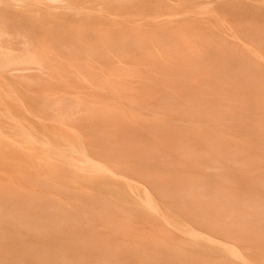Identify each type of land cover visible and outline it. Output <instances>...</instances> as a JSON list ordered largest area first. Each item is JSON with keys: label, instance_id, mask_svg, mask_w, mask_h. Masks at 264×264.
Here are the masks:
<instances>
[{"label": "rangeland", "instance_id": "1", "mask_svg": "<svg viewBox=\"0 0 264 264\" xmlns=\"http://www.w3.org/2000/svg\"><path fill=\"white\" fill-rule=\"evenodd\" d=\"M75 1L90 19L63 24L95 26L105 15L141 30L121 48L110 34L75 37L80 48L58 51L53 77L44 74L52 80L28 91L0 73V196L12 202L0 197V217L14 230L0 241V264H264V0ZM77 107L80 117L105 114L104 141L83 147L121 175L70 164L62 142L54 153L13 142L25 141L23 128L41 138L40 122L74 133L50 114Z\"/></svg>", "mask_w": 264, "mask_h": 264}, {"label": "bare ground", "instance_id": "2", "mask_svg": "<svg viewBox=\"0 0 264 264\" xmlns=\"http://www.w3.org/2000/svg\"><path fill=\"white\" fill-rule=\"evenodd\" d=\"M20 1L21 0H3V4L0 6V73L3 72V74L8 76V77L14 76V77L22 79L23 81L25 80V83L22 81L24 84L23 85L24 87H27L25 85L26 84L28 85L29 83H31V85H32V82L35 83L34 86H37L38 84L36 85V83H40L42 81L47 82L48 80H50L53 77L54 72L56 71V69L53 67L54 66L53 64L55 63V65H56V63H58L61 59L60 56H58L57 52L61 51L62 48H67V49H71V48L74 49L75 47H76V49L80 48L78 45H76L77 40L75 37L83 38L84 37L83 35H89V34H93V35L103 37L104 34H110L111 36H115L114 42L112 41V46H114V44H115V46L117 48H119V47L121 48V45L125 44V34L127 32H129L131 30H138V31L141 30L140 27L136 28V26H133V24H127L126 19H125V21H122V20H114L113 21L112 19H108L107 17H105V15H104L105 13L103 15H104V18L106 19V23H104L105 22L104 21V22H101L99 24H96L95 26H89L90 23L89 24L86 23V25H82V24L77 25V24H73L70 22H66L65 24H63L62 22L66 21L67 17H73V18L77 17L78 18L80 16L79 18H81V19L82 18H89L90 19V17L88 16L90 11H88V9H86L83 6H80L81 3L79 4L75 0L61 2L60 4H57V2L55 4L56 0L55 1L54 0H24L25 3H23L22 5L19 6L18 4ZM53 1H54V4L52 3ZM62 1H64V0H62ZM86 1H88V0H86ZM107 1L111 2L109 0H107ZM164 1L168 2V5L169 4L170 5L179 4L182 2L183 3L189 2L188 5H190V4H195L197 6L199 5V4H196L197 1H195V0H163L162 1L163 6H165ZM108 2H106V3H108ZM85 3L86 2L84 0V4H83L84 6H86ZM188 5H186V6H188ZM195 5H194V7H195ZM186 6H185V8H186ZM190 6L192 7V5H190ZM86 7H88V6H86ZM159 7H160V5H159ZM188 8H190V7H188ZM188 8H187L186 12L189 10ZM58 9H62V11H59ZM9 10L22 12L24 14V19L23 20H17V19L15 20V18L8 16L6 11H9ZM158 10H159V8H158ZM200 10L198 12H200ZM193 11H197V9L196 10L193 9ZM170 12L171 11H169V10L166 11V13H170ZM183 12L185 13V10ZM188 15H187V19H188ZM136 16L135 17L130 16L129 21L138 24V21L136 22V20H137ZM147 16H149V15H147ZM147 16H145V17H147ZM155 17H153V18H155ZM35 20H37V21H35ZM46 20L48 22H44ZM166 20H168V19H166ZM58 21L61 22V25L59 24L60 29L58 28L59 25H53L55 22H58ZM189 26H193L196 29L198 28L197 24L196 25H192V24L190 25L189 24ZM9 27H10V29L12 28L13 30H15L19 34L23 35V36L21 35L22 37L20 40L19 39H12V38H10V39L4 38V35L8 32V31H6V29ZM152 27H154V26H152ZM193 27H190V28H193ZM18 33H17V35H14V34L11 35V33L9 32L11 37H13V35L15 37L19 36ZM47 34H49V35H47ZM64 36H65V38H64ZM59 37H61V40L59 39ZM46 38L50 42H48ZM56 42H59V43H56ZM104 44H108V43L104 42ZM79 63L80 62L78 60V64ZM32 64H36V65H32ZM45 72L47 73V75H50L49 77H51V75H52V77L49 78L48 80H44ZM20 83L21 82L15 83L13 87H15L16 85L20 86L21 85ZM31 85L27 88V91L30 90V87L33 88V85L32 86ZM39 86H40V84H39ZM39 86H37V87H39ZM9 87H10V85H9ZM42 88H43V85H42ZM23 89L24 88H21V90H23ZM34 89H33V92H35V90H37L39 88H36L35 90ZM1 91H2V89H1ZM38 91L39 90H37V92ZM29 92L31 93V91H29ZM37 92H36V94L35 93L34 94L39 99V97L41 95L38 94L40 92H38V93ZM42 92L43 91H41V93ZM46 92L48 94V91H46ZM13 95H14V93H13ZM13 95L10 94V96H13ZM46 95L45 96L43 95L42 98L46 97ZM49 95L50 94H48V96ZM48 96L46 97V99L43 98V99H45L44 101H48L47 98H50ZM14 98L15 97H13L12 99H14ZM16 100H17V98H16ZM41 100L39 102H41ZM55 100L57 102V99H55ZM55 100L49 99L48 103L51 101H55ZM37 103H38V101H37ZM53 103L54 102H52L51 105H53ZM40 104L44 105L42 103H40ZM7 107H9V106H7ZM58 107H59V110H63V106L60 108V105H59ZM43 108H42V110H43ZM56 108H57L56 106H52L50 109H56ZM76 110H77V112H74L73 114H67V111H62V114L61 113L59 114L60 117L57 114H54L53 112H52L53 113V115H52V113L49 111L51 113L50 115L52 116V118L50 117V119L52 121L56 122L58 120V121H61L63 124L72 123L70 125L77 128V130H73V131H75L74 133L69 132L67 128L61 127L60 125H57L56 123L53 124L52 122L51 123L40 122L36 126L38 127V129L40 131L43 132L44 137L42 136L40 138L38 135H35L30 131H25L27 128H23L22 130H23V136L25 138V141L18 139V141L15 140L13 142L14 143L18 142V143L23 144L25 146H27V145H29L30 147L33 146L34 148H35V146H38L39 143H41L42 145L45 144L46 148L49 147V145H51L52 147L51 146L50 147L53 149V150H51V153L55 152L54 146L56 144H54V143L62 142L64 144H68V146H70V153L69 154H67L65 152L60 153L62 156H64L67 159V161L70 164H73V162H75V161H81V165L86 164V166H82V167H85V168L89 169L90 171H98V172L108 171V172L113 173L115 175H121L120 173L113 172L112 170H107L106 168H104L102 166L98 167V165H95L92 162L90 156L86 153L85 148L83 147L86 143H88V141L95 142V143L104 141V139H105L104 131H105V129H107V124L105 127V120H104L105 114L94 112L93 115L80 117L79 112H81V111L79 110L78 107L76 108ZM45 111L48 113L47 110H45ZM47 115H49V114H47ZM42 116H45V115H42ZM42 116H40V117H42ZM42 120H44V119H42ZM46 120H47V118L45 119V121ZM112 126L113 125L111 124V126H109V128ZM83 134H84V136H83ZM51 136L53 137L54 140H51ZM6 138H7L6 133L4 131H2L1 127H0V151H3V149H5L7 146L8 142H7ZM11 145H13V144H11ZM14 149H16V148H14ZM10 150H13V149H10ZM10 152H12V151H10ZM72 152L75 153L76 156L72 155L71 154ZM51 153H50V155H51ZM89 163H91V166L88 165ZM81 165H76V166L80 167ZM0 168L2 169V167H0ZM11 174H13V173H11ZM1 182H0V184H1ZM15 185H16V183H15ZM2 191H4V190H2ZM5 191H6V189H5ZM0 197L3 198V203L5 205L6 204L11 205L12 204L10 197H9V194L5 195L3 192ZM15 206H16V204L12 205V207H15ZM6 223L7 222H5V219L3 217H0V228H2V226H3V228L5 230V233L2 232V230H0V241L1 240L4 241L7 238L12 237V235H9L10 237L8 235H6L7 231L5 229V226L1 225V224H6ZM8 232L13 233L14 230L10 229V231L8 230ZM12 240L16 241V237L12 238ZM8 244L10 245V243H8ZM5 248L7 251H11V252H15V253L18 252L12 246H5Z\"/></svg>", "mask_w": 264, "mask_h": 264}]
</instances>
